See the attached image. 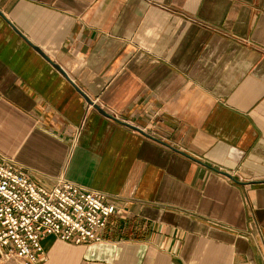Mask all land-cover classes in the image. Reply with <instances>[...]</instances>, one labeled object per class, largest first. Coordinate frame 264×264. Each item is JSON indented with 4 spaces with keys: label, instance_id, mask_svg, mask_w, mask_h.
Segmentation results:
<instances>
[{
    "label": "crops",
    "instance_id": "1",
    "mask_svg": "<svg viewBox=\"0 0 264 264\" xmlns=\"http://www.w3.org/2000/svg\"><path fill=\"white\" fill-rule=\"evenodd\" d=\"M0 154L115 206L45 264H264V0H0Z\"/></svg>",
    "mask_w": 264,
    "mask_h": 264
},
{
    "label": "built area",
    "instance_id": "2",
    "mask_svg": "<svg viewBox=\"0 0 264 264\" xmlns=\"http://www.w3.org/2000/svg\"><path fill=\"white\" fill-rule=\"evenodd\" d=\"M104 196L58 176L50 187L35 183L25 170L0 154V259L45 264L41 239L90 245L115 210Z\"/></svg>",
    "mask_w": 264,
    "mask_h": 264
},
{
    "label": "rangeland",
    "instance_id": "3",
    "mask_svg": "<svg viewBox=\"0 0 264 264\" xmlns=\"http://www.w3.org/2000/svg\"><path fill=\"white\" fill-rule=\"evenodd\" d=\"M54 256H53V261L52 264H66V262H70L72 260V262L70 264H99V262L94 261V260H84V263L78 259L77 253H74V247H71L70 245L67 244H63L62 247H54ZM66 253V254H65ZM69 254V255H67ZM61 256H63L64 262L62 263L61 260ZM0 264H22L20 259H18L17 257H11L8 259H0ZM69 264V263H68Z\"/></svg>",
    "mask_w": 264,
    "mask_h": 264
},
{
    "label": "water",
    "instance_id": "4",
    "mask_svg": "<svg viewBox=\"0 0 264 264\" xmlns=\"http://www.w3.org/2000/svg\"><path fill=\"white\" fill-rule=\"evenodd\" d=\"M34 50H36L38 53H40L43 57L45 55H43V53L41 52V50L38 47L33 46ZM46 59H48L47 57H45ZM49 60V59H48ZM53 67L60 72L61 74H64V72L62 71V69L59 67V65L53 63ZM81 93V95L83 96V98L85 99V101L91 105L94 109H96V111L98 113H100L103 116L109 117V115L103 111L102 109H100V107L98 106V104L94 103L92 100H90L82 91H79ZM137 131H139V129L135 128ZM223 175H225L226 177L230 178V175L228 173L225 172H221Z\"/></svg>",
    "mask_w": 264,
    "mask_h": 264
}]
</instances>
